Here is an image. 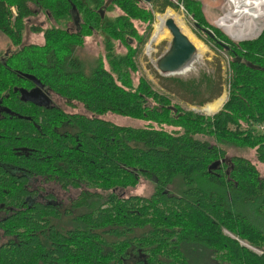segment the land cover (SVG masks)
Instances as JSON below:
<instances>
[{"label": "trees", "instance_id": "trees-1", "mask_svg": "<svg viewBox=\"0 0 264 264\" xmlns=\"http://www.w3.org/2000/svg\"><path fill=\"white\" fill-rule=\"evenodd\" d=\"M105 1L0 0V32L17 47L6 63L0 56V107H8L5 116L0 114V211L5 212L0 216V264H110L114 247L133 244L167 246L168 260L205 264L203 257H218L227 264H264V177L240 155L230 157L228 172L222 163L209 171L208 164L221 158L224 149L199 136L254 147L264 163V130L257 127L264 123V29L256 39L236 43L208 24L200 1L163 0V8L183 6L194 24L212 28L233 50L209 38L231 57L222 107L212 115L179 114L180 107L170 109V98L145 77L134 84L130 74L136 70L133 56L147 36L134 22L149 29L153 13L139 0H113L107 7ZM72 4L81 17L80 31L35 27L31 30L41 33L43 42L22 44L32 6L59 21L70 20ZM114 7L118 15L101 17V9ZM93 32L102 38L109 68L99 62L86 70L75 55ZM113 40L122 41L127 52L116 55ZM234 56L241 61L234 62ZM18 71L39 77L67 100L80 101L88 113L20 100L13 87L31 82L17 77ZM172 79L188 101L198 104L222 91L219 73ZM202 93L207 95L201 98ZM107 112L152 122L116 123L101 117ZM163 124L177 127L169 130ZM139 178L153 182L149 195L115 192ZM177 178L178 193L168 189ZM38 181L107 192L90 201L82 194L73 204L85 210L75 215ZM62 218L73 225L59 226Z\"/></svg>", "mask_w": 264, "mask_h": 264}, {"label": "rangeland", "instance_id": "rangeland-1", "mask_svg": "<svg viewBox=\"0 0 264 264\" xmlns=\"http://www.w3.org/2000/svg\"><path fill=\"white\" fill-rule=\"evenodd\" d=\"M198 1H200L201 3V9H202V12L208 24L214 28H216L217 26L216 29H218L219 27L225 32V30L223 29V27L220 25L219 22H221V20L224 18L226 14L229 15V12L232 10V9H227L228 5H224L226 0H198ZM173 2L175 1L173 0ZM141 4L143 5V3ZM151 6H152L154 18H153V21L149 29H147L146 24H144L143 22H140V21L134 22L137 31L140 34H143V35L146 34L147 36H146L145 42L139 47L138 51L133 56L134 66L136 67V70L131 71L130 73L132 77V81L134 82V84H136L138 82L139 77H145L149 81L151 87L154 90H156L160 94H164L167 97H169L171 100V104L175 105L176 107L179 106L181 112H183L184 110H194L196 112H199L205 115H212V114H206L202 112L201 110H199L201 106L206 104L205 102L203 104H198V103L188 101L187 96L184 95L183 91L177 88L176 83L173 81L172 78L178 77L183 80L200 79L201 77H212L216 73H219L221 75V85H222V91L219 97L224 93H226L228 97L229 85H228L227 79H228V74H229L228 73L229 72V59L231 58L230 55L227 54L223 49L215 46L214 42L212 40H209L210 37H208L202 31H199V29H197L194 26L193 19L191 18L190 15L186 13L183 6L181 5H179L178 7L168 6V7L163 8V0H152ZM168 8H171L175 12L182 14L184 16L186 25L188 26L192 34L208 47V50L204 53L201 62L195 65L194 70L184 75H182L181 73L180 74H177V73L164 74V73H160L156 68L157 60L170 46L171 34H170V37L165 36L159 41L152 40V36L154 32V23L156 21V14L158 13L162 14ZM32 9L35 10V13L31 17H29L28 20H26V28L23 33L22 44H29V43L40 44L43 42L42 34L32 31L30 28V25H38L42 27L58 25L64 28H70V27L73 28V24L71 20L70 21L69 20L55 21L53 20L50 14L46 13L47 14L46 15L39 8L32 6ZM12 12L15 13V10L12 9ZM119 13H120V10L116 7H114L111 10L104 11V15H107L109 17H115ZM230 18H232V16H230ZM256 38H253V39H256ZM113 43H114L113 52L116 55L127 52V47L122 43V41L113 40ZM131 43L132 45H135V41H132ZM15 50H17V47L11 44L8 38L3 33L0 32V54L4 55L7 52L11 53ZM150 51H151V56L148 57L145 54V52L148 54ZM75 55L80 58L86 70H90L93 66H95L99 62L102 63L104 67H107V68L110 67V62L109 60H107L106 52L104 51V48H103L102 38L98 32H93L91 35L85 36L82 44L75 49ZM155 72L157 75L155 74ZM202 94L203 95L201 98L207 95V93H202ZM54 98H55V102H58L60 106H62V108L66 111L80 112V113H86V114L88 113L85 110L82 103H77L76 105H72L69 103L70 105H72L70 106L69 104L68 105L65 104V99L60 97L58 94H55ZM149 101L150 103L152 102L154 104L153 100H149ZM101 117L111 120L116 123L138 125V126L147 124L148 122H152L151 120L139 119V118H134L130 116H122V115L115 114L112 112H107ZM153 123L157 125L155 121ZM163 125L165 128L169 130L177 127L175 125H167V124H163ZM199 136L206 138L211 143L217 144L218 146L223 148L224 154L221 156V158L224 156L227 158H230L235 155L246 157L252 163L255 164V166L257 167L259 171L260 176L264 177V163L257 159L256 151L254 147L239 146L233 143L221 142V141H218L216 138L212 136H208V135L200 134ZM223 162L226 163L224 164V169L225 170L229 169V163H227L228 160L223 161ZM38 182L41 183V181H38ZM41 185L44 187L46 191L52 192L56 196V201L59 203L61 208H66L67 210L69 209V211H71L75 215L80 213L81 210H85V207L78 208V207H75V205L73 204L74 201H76L77 198H80L82 194L86 195L85 199L87 201H90L91 198L96 197V196L99 197L105 194V192H107V190L105 191V189H101L100 187H96V186L89 187V186L83 185L80 188H76L73 186L68 187V188H63L53 182H49V183L43 182L41 183ZM168 189L176 193L180 192L181 191L180 179L179 178L175 179L173 183L168 185ZM114 190L121 196H126L129 194L149 195L153 191V182L146 178H139L138 181L133 185L118 186V187H115ZM57 223L61 227H70L73 225L72 221L68 218L59 219ZM262 228L264 230V225L262 226ZM223 231L226 234H230L231 236L233 235L232 233H230L229 231L225 229H223ZM2 239L3 238L0 232V240ZM243 244L257 252H261L260 248L251 246L250 244H247V243H243ZM219 253L220 252H218L216 255H219ZM213 255L214 253H211V256ZM204 258L205 257H203L200 260V262H205V264L226 263L225 261H220L218 257H216L217 260L214 259V261L209 260L207 258L204 259Z\"/></svg>", "mask_w": 264, "mask_h": 264}, {"label": "bare ground", "instance_id": "bare-ground-1", "mask_svg": "<svg viewBox=\"0 0 264 264\" xmlns=\"http://www.w3.org/2000/svg\"><path fill=\"white\" fill-rule=\"evenodd\" d=\"M224 5H228L227 9H232L229 15L226 14L219 22L227 35L236 40H245L253 39L260 33L264 25V0H226ZM169 18L174 21L196 48L192 61L177 72V74L184 75L195 69V65L201 62L208 47L192 34L186 25L184 16L171 8L166 9L162 14H156L152 40L159 41L165 36L170 37V31L166 26V21ZM226 99L227 94L224 93L219 98L201 106L199 110L206 114H213L222 107Z\"/></svg>", "mask_w": 264, "mask_h": 264}, {"label": "water", "instance_id": "water-1", "mask_svg": "<svg viewBox=\"0 0 264 264\" xmlns=\"http://www.w3.org/2000/svg\"><path fill=\"white\" fill-rule=\"evenodd\" d=\"M113 0H106L105 1V7H107ZM141 1V0H139ZM146 2H151L152 0H144ZM101 17L104 16V9L100 10ZM69 15L71 18V22L76 26L77 30L81 27V17L80 14L75 7V5H71V8L69 10ZM166 26L171 34V42L169 48L159 57V59L156 62V68L160 73L164 74H174L179 72L184 66H186L189 62L192 61L194 58V55L196 53V49L194 45L190 42V40L187 38V36L182 33V31L178 28V26L174 23V21L169 18L166 21ZM194 26L199 29L200 31L204 32L208 37L214 38L215 35L212 30H210L207 27H202L200 24L195 23ZM217 28V26H216ZM220 31L226 35L229 39H231L234 42H241V41H247L252 39H245V40H234L229 35H227L221 28L218 27ZM264 29V25L262 27V30ZM257 35L259 36L262 32ZM256 36V37H257ZM255 37V38H256ZM217 44L221 46L225 51L229 50V46L219 40H216ZM234 62H240L241 58L239 56H234L232 59ZM247 65L253 69H260V66L254 65L252 63H247ZM23 77H27L34 81L36 86L32 87L31 89H27L25 87H19V93H20V99L23 101H30L36 105L39 106H45V107H51L52 104H50V99L44 93L38 85H42L38 77H35L34 75L24 73ZM170 109H172L174 112L177 111V107L173 104L168 105ZM183 112H179V114H182ZM214 114V113H213ZM21 116V115H19ZM231 161V158L222 157L217 158L213 160L211 163L208 164V170H214L217 168L221 162L223 161ZM232 167V165H231ZM228 172V169L226 170Z\"/></svg>", "mask_w": 264, "mask_h": 264}, {"label": "flooded vegetation", "instance_id": "flooded-vegetation-1", "mask_svg": "<svg viewBox=\"0 0 264 264\" xmlns=\"http://www.w3.org/2000/svg\"><path fill=\"white\" fill-rule=\"evenodd\" d=\"M10 9H14L16 11V8L14 6H11ZM32 11H33V13H35L34 9H32ZM45 12L48 13L47 11H45ZM28 19L29 18H27L26 20H28ZM70 20H71V18H70ZM35 27L44 28V27L38 26V25H30L31 29L35 28ZM25 28H26V22H25ZM207 28H209V27H207ZM209 29L214 32L215 39L211 38L213 41H215L217 43L216 40H219V41L227 44V42L224 41L222 38H220V36H218L212 28H209ZM67 30L71 31V32L80 31V29L77 30V28H76V26L74 24H73V28L70 27V28H67ZM228 46L230 47L229 50L233 51L231 49V46L230 45H228ZM8 54L9 53L7 52L4 55H0L1 56V60L3 62H5V63H6V56H8ZM23 74H24V72L18 71L17 72V77L25 78V79L29 80V82H31V84H29V83H25L24 85L23 84H18V85H15L13 87L14 91H16L18 93L17 95H18L19 99H20V93H19V90H18L19 87H25L27 89H31L32 87L36 86L34 81H32L31 79H29L27 77H23ZM31 75H33V74H31ZM39 80L42 83V85H38V86L40 87V89L44 93H46V95L50 99V104H52L51 107H45V106H42V107H45V108L61 107L62 108V106H60V104L58 102H55L54 95L58 94L60 97H62V98H64V97L62 95H60L59 93H57L56 91H54L53 88L49 84L44 82L42 79L39 78ZM64 99H65V104H67V105L69 103L72 104V105H76L77 103H81L80 101H77V100H67L66 98H64ZM24 102H27V101H24ZM28 102H30V101H28ZM72 105H70V106H72ZM37 106H39V105H37ZM6 112H8V107H7L6 104H4V105L2 104L1 107H0V114L2 115L4 113H6ZM4 116H5V114H4ZM229 162L230 161H228L227 163H229ZM224 164H226V163L222 162L221 166H224ZM4 213L5 212L3 210H1L0 211V216H2ZM121 248H123L122 251H121ZM114 249H116V252H115L116 258L110 264H201V263H197L195 261H184V260H173V259L172 260H168V251H166L167 250V246L159 247V246H142V245H134L133 244V245H126V246L119 245V246L114 247Z\"/></svg>", "mask_w": 264, "mask_h": 264}, {"label": "built area", "instance_id": "built-area-1", "mask_svg": "<svg viewBox=\"0 0 264 264\" xmlns=\"http://www.w3.org/2000/svg\"><path fill=\"white\" fill-rule=\"evenodd\" d=\"M140 2L143 3V5L153 13L151 2H146L144 0H141ZM151 51L148 54L145 52V54L148 57H150L151 56ZM257 127H258V129L264 130V123L257 124Z\"/></svg>", "mask_w": 264, "mask_h": 264}]
</instances>
